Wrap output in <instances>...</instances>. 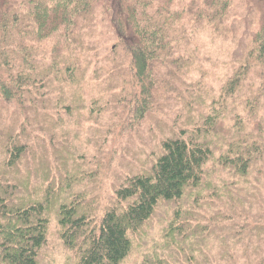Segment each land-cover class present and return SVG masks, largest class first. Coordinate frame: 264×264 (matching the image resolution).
<instances>
[{"label": "trees", "instance_id": "obj_1", "mask_svg": "<svg viewBox=\"0 0 264 264\" xmlns=\"http://www.w3.org/2000/svg\"><path fill=\"white\" fill-rule=\"evenodd\" d=\"M232 2L0 0V264H37L55 206L74 264H122L161 203L162 246L141 264H264V122L249 80L257 65L264 77V23L219 94L187 80L199 57L189 32L225 33ZM98 9L116 43L109 94L85 106L71 83L80 58L91 64L86 32ZM174 106L149 165L115 180L101 206L106 161L88 159L66 122L107 111L114 134ZM214 158L228 170L222 185L207 175Z\"/></svg>", "mask_w": 264, "mask_h": 264}, {"label": "rangeland", "instance_id": "obj_2", "mask_svg": "<svg viewBox=\"0 0 264 264\" xmlns=\"http://www.w3.org/2000/svg\"><path fill=\"white\" fill-rule=\"evenodd\" d=\"M94 20L93 27L88 28L86 32V37L91 45V52L88 54L91 64L87 65L86 61L80 58L82 64L78 71L74 72L72 81L73 83L76 80L79 86L72 83V86L70 85L72 89H80V93L83 92L85 106L91 105L94 99L102 93L109 94L107 81L113 64V52L111 53V51L116 43V39L110 31L111 23L109 24L107 17L102 14L100 9L97 10ZM263 23L264 0H233L225 33L217 35L218 32L207 27L199 32H189L193 41L191 48L196 51V54H199V57L188 70L187 80L190 82L201 80L202 87L210 98L219 94L226 81L247 64V62L241 64L240 57L251 48V37L255 36ZM47 45L48 48L51 47V44ZM62 63L63 66H68H66L64 57ZM259 70L258 65L252 68L249 72V80L254 83L260 96L259 118H262L264 122V89L260 88L264 77L257 76ZM72 89H70L71 98L74 96ZM248 94L249 91L246 87L241 97L245 98ZM78 95L81 97L80 94ZM175 109L176 106L169 109H157L155 118L150 117L154 114L151 112L147 118L140 121L139 124H143L142 126L131 127L130 130H125V127L121 125L113 126L114 134L106 132L112 127L107 124V117L110 115L107 111L101 113L100 116L99 114L91 116L89 109H85L79 114L77 125L72 122L75 118H72L71 122L70 120L66 122L65 127L73 129L70 131L72 139L76 138L77 144H80L83 151H86L84 155L88 159L95 161L97 157H100L106 161V164L102 165L100 175L101 206L109 202L115 180L122 179L125 172H139L140 169L149 165L148 161L151 157L148 156L153 153V149L157 146L156 142H159L162 137L160 132L164 130L163 119L168 121L169 125L174 124L171 118L175 117V113H173ZM116 132L119 135L114 140ZM84 155L83 157L80 155L77 161L85 159ZM215 160L214 158L207 164V175L213 182L222 185L223 178L226 179L228 176V170L218 166ZM87 172L90 173L91 170ZM169 218L166 206L161 203L156 214L147 223V229L141 234L133 235L132 251L122 264H141L147 257L160 252L163 230ZM60 229L58 209L55 206L49 211L48 241L41 250L37 264H74L71 251L61 239ZM243 261L245 259L241 258L240 263L246 264Z\"/></svg>", "mask_w": 264, "mask_h": 264}]
</instances>
